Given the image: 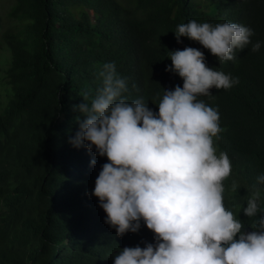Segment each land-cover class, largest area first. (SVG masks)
<instances>
[{
    "label": "trees",
    "instance_id": "obj_1",
    "mask_svg": "<svg viewBox=\"0 0 264 264\" xmlns=\"http://www.w3.org/2000/svg\"><path fill=\"white\" fill-rule=\"evenodd\" d=\"M193 19L243 24L261 48L252 52L250 44L220 64L198 42H177V26ZM6 21L0 14V264H114L125 247L155 244L143 221L122 237L105 223L92 192L107 157L69 141L84 118L75 106L84 93L90 104L105 63L126 79L127 102L143 98L158 112L164 89L183 86L165 71L170 51L186 47L238 78L199 99L218 110L223 131L214 146L231 161L224 205L253 230L264 215V185L258 217L243 208L264 174V0H12Z\"/></svg>",
    "mask_w": 264,
    "mask_h": 264
},
{
    "label": "clouds",
    "instance_id": "obj_2",
    "mask_svg": "<svg viewBox=\"0 0 264 264\" xmlns=\"http://www.w3.org/2000/svg\"><path fill=\"white\" fill-rule=\"evenodd\" d=\"M177 42L187 37L208 49L220 64L236 59V51L253 43L254 30L243 24L215 25L190 20L177 26ZM172 64L183 86L165 90L158 112L143 98L127 102L125 78L115 63H105L99 72L102 85L89 104V94L75 106L79 131L70 139L74 147L107 157L95 180L92 195L106 213L105 223L117 236L139 231L141 221L155 236V244L125 247L114 264H264V215L245 231L243 222L224 205V181L231 175L226 152L217 155L215 140L223 129L218 110L201 96L211 89L228 90L238 78L210 68L204 53L196 48L170 51ZM95 164V160L92 161ZM264 174L249 189L243 213L256 218L261 213ZM239 185L232 184L237 191Z\"/></svg>",
    "mask_w": 264,
    "mask_h": 264
},
{
    "label": "rangeland",
    "instance_id": "obj_3",
    "mask_svg": "<svg viewBox=\"0 0 264 264\" xmlns=\"http://www.w3.org/2000/svg\"><path fill=\"white\" fill-rule=\"evenodd\" d=\"M11 3H12V0H0V14L3 17V21L5 23V26H6V22H7L6 21V12L8 11V8H9ZM2 52H4V51L2 49H0V60H1V53ZM0 65H1V63H0ZM0 75H2V72H0Z\"/></svg>",
    "mask_w": 264,
    "mask_h": 264
}]
</instances>
